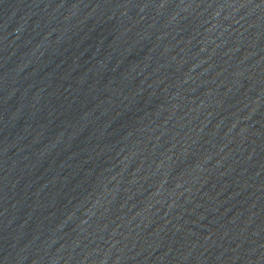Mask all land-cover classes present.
Here are the masks:
<instances>
[{"label": "water", "instance_id": "water-1", "mask_svg": "<svg viewBox=\"0 0 264 264\" xmlns=\"http://www.w3.org/2000/svg\"><path fill=\"white\" fill-rule=\"evenodd\" d=\"M0 264H264V0H0Z\"/></svg>", "mask_w": 264, "mask_h": 264}]
</instances>
